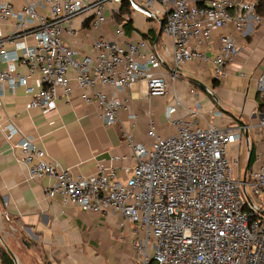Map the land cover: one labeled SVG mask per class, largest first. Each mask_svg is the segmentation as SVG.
<instances>
[{
	"label": "built area",
	"instance_id": "built-area-1",
	"mask_svg": "<svg viewBox=\"0 0 264 264\" xmlns=\"http://www.w3.org/2000/svg\"><path fill=\"white\" fill-rule=\"evenodd\" d=\"M123 2L148 19L158 17L156 4L163 5L162 31L171 42L164 49L172 57V72H163L162 56L144 38L123 46L102 37L87 54L63 40V34L75 33L76 19L98 29L119 14ZM257 5V0H0V95L21 88L26 109L46 110L56 107L59 92L68 99L75 85L80 98L94 103L111 125L127 108L117 92L136 83L149 97L165 96L178 69L194 60L208 63L213 81L223 79L240 51L235 34L261 20ZM217 30L219 46L211 55L192 44L210 41ZM239 75L254 82L264 105V66L255 75ZM173 99L175 105L166 107L168 133L159 134L151 118L149 145L125 133L134 164L123 168L124 177L100 164L96 172L73 175L29 138L12 147L21 151L29 178H51L47 198L83 211L109 210L134 225V257L128 264H264V141L254 150L249 175L236 180L237 160L227 151L229 144L244 141L246 126H198L199 113L185 106L193 119L174 118L183 105L176 95ZM259 111L258 127L264 130V106ZM208 113L223 116L219 110ZM3 132L11 140L18 130L8 124Z\"/></svg>",
	"mask_w": 264,
	"mask_h": 264
},
{
	"label": "crops",
	"instance_id": "crops-1",
	"mask_svg": "<svg viewBox=\"0 0 264 264\" xmlns=\"http://www.w3.org/2000/svg\"><path fill=\"white\" fill-rule=\"evenodd\" d=\"M155 7L160 13L152 19L129 8L128 32L118 29L125 22L117 20V16L110 17L98 29L78 18L75 33L63 34L62 38L82 54L89 53L92 43L102 37L123 46L144 38L162 56L163 72L170 73L172 57L164 48H170L171 42L162 31L164 9L161 4ZM256 11L261 20L235 34L240 51L226 65L223 79L214 82L208 63L194 60L178 69V76L165 96L149 97L143 86L136 83L117 92L127 108L118 111L117 120L111 125L102 121L94 103L80 98L81 91L75 85L68 99L59 92L56 107L46 110L26 109L28 97L21 88L0 95V245L7 253L0 254V264H128L134 257V225L119 214L109 210L83 211L76 205L63 206L58 199L46 197L45 188L51 178H29L20 162L21 151L12 147L23 138L34 141L60 168L73 175L96 172L100 164L116 168L119 177H124L123 168L134 164L133 149L125 133L130 132L134 142L149 145V118L159 134L168 133L166 107L175 105L176 95L183 106L172 113L174 118L193 119L185 106L199 113L198 126L207 122L246 126L244 141L229 144L227 155L237 160L236 175L243 155L242 176L249 175L253 162L248 168L246 145L249 141L254 150H260L264 130L258 127L259 98L254 82L239 74L255 75L264 66V9ZM220 32L214 31L208 42L192 44L211 55L219 46ZM26 41L32 43L31 38ZM209 110H219L223 116L210 115ZM8 124L18 130L11 140L3 132V126Z\"/></svg>",
	"mask_w": 264,
	"mask_h": 264
},
{
	"label": "trees",
	"instance_id": "trees-1",
	"mask_svg": "<svg viewBox=\"0 0 264 264\" xmlns=\"http://www.w3.org/2000/svg\"><path fill=\"white\" fill-rule=\"evenodd\" d=\"M258 1V11L260 12V10L264 9V0H257ZM129 5L126 2H123L120 6L119 9V14L117 15L116 19L119 21L124 20L125 23L123 25V28L125 29L126 32H128L131 29V18L129 17ZM256 8V9H257ZM164 22V19H163ZM216 82V81H214ZM263 104L261 103V100H258V109L262 110L263 109ZM253 158H254V146L251 144L250 145V154L247 160V167L250 168L253 162ZM0 254L1 256H7V253L5 252V250L2 248V246L0 245Z\"/></svg>",
	"mask_w": 264,
	"mask_h": 264
},
{
	"label": "rangeland",
	"instance_id": "rangeland-1",
	"mask_svg": "<svg viewBox=\"0 0 264 264\" xmlns=\"http://www.w3.org/2000/svg\"><path fill=\"white\" fill-rule=\"evenodd\" d=\"M242 157H243V155L242 156H240V165H239V175H236V168H235V166L233 165V173H232V177H234L236 180H238V179H242L243 178V170H242ZM247 192L250 194V195H252L253 193L251 192V189H250V187H247Z\"/></svg>",
	"mask_w": 264,
	"mask_h": 264
},
{
	"label": "water",
	"instance_id": "water-1",
	"mask_svg": "<svg viewBox=\"0 0 264 264\" xmlns=\"http://www.w3.org/2000/svg\"><path fill=\"white\" fill-rule=\"evenodd\" d=\"M162 22V21H161ZM160 22V23H161ZM246 137H247V135H246ZM250 154V152H248V155ZM243 181L245 180V176H243V179H242ZM1 239V238H0Z\"/></svg>",
	"mask_w": 264,
	"mask_h": 264
}]
</instances>
